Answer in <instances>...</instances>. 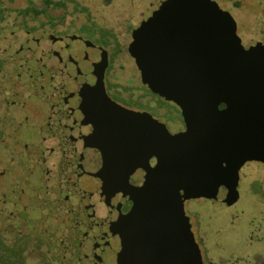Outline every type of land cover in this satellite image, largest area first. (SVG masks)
I'll list each match as a JSON object with an SVG mask.
<instances>
[{"label":"water","instance_id":"1","mask_svg":"<svg viewBox=\"0 0 264 264\" xmlns=\"http://www.w3.org/2000/svg\"><path fill=\"white\" fill-rule=\"evenodd\" d=\"M165 23L137 62L181 110L177 134L107 97L90 42L0 39V225L62 264H204L185 202L231 206L240 169L264 166V44L244 49L212 0H170Z\"/></svg>","mask_w":264,"mask_h":264},{"label":"rangeland","instance_id":"2","mask_svg":"<svg viewBox=\"0 0 264 264\" xmlns=\"http://www.w3.org/2000/svg\"><path fill=\"white\" fill-rule=\"evenodd\" d=\"M49 1L51 4L43 0H0L1 7L6 10L0 23V39L7 30L16 27L28 32L52 27L56 32H63L67 28L90 37L99 29L96 25L118 31L120 25L137 23L142 16H151L149 14L163 21L170 0ZM212 1L233 18L236 33L245 47L257 42L264 44V0ZM61 2H64L62 6L55 7ZM118 63L124 66V71L116 72L117 75L121 80L128 79L133 63L126 58ZM263 180L264 166L249 162L239 171V199L234 206L226 208L205 199L185 202L184 211L193 226L194 239L203 253L206 250L210 261L253 264L249 258L257 247L264 250L261 245L249 242L252 235L264 233V230L259 231L255 222V217L264 220V206L257 202ZM12 250L19 252L22 264H62L43 241L34 236L12 234L0 225V264H18L11 255Z\"/></svg>","mask_w":264,"mask_h":264},{"label":"flooded vegetation","instance_id":"3","mask_svg":"<svg viewBox=\"0 0 264 264\" xmlns=\"http://www.w3.org/2000/svg\"><path fill=\"white\" fill-rule=\"evenodd\" d=\"M149 15L151 16H142L137 23L120 25L118 31L113 29L106 30L95 24L99 29L90 37L86 36L88 34H85L84 32L79 34L74 31L71 32L67 28L63 32H56L53 27L49 28L48 30H38L32 32H28L26 30L24 31L30 34L44 32L45 35L48 33L47 35H52L57 39L64 38L66 36H78L83 41H88L95 47L102 49L106 53L107 60V65L103 75L104 91L107 97L113 103L128 111L149 115L154 120L164 124L170 134H177L185 130L181 110L171 100L161 96L156 90L150 87L148 82L141 75V70L137 62V59L143 55L142 53L144 52L147 34L151 31L162 29L166 24L164 19L163 21H160L157 20L153 14ZM78 29L80 30L81 27ZM21 30L23 29L21 28ZM241 45L246 50L251 46L245 47L242 42ZM122 58L130 60L134 67L133 70L130 71L131 76L126 80H121V78L116 73L124 71V66L121 63H118ZM2 67L3 60L0 58V71ZM221 108H223V106H221ZM2 126L3 124L0 120V138L2 134ZM258 195L257 202L264 206V204L259 200ZM235 204L231 206H234ZM221 205L226 208L231 207L224 204ZM130 206V203L124 205L122 207V213H126L130 209ZM255 222L259 231H263L264 220L255 217ZM189 223L193 233V226L190 220ZM198 239L201 243H203L200 235H198ZM195 242L200 249L202 261H205L207 264H217L216 262L209 260L206 250H204V253L202 252V249L200 248L196 239ZM249 242H253L256 245H261L264 248V233L261 232L252 235L249 239ZM249 259V261H251L253 264H264V250L260 247H257L256 252H254Z\"/></svg>","mask_w":264,"mask_h":264},{"label":"trees","instance_id":"4","mask_svg":"<svg viewBox=\"0 0 264 264\" xmlns=\"http://www.w3.org/2000/svg\"><path fill=\"white\" fill-rule=\"evenodd\" d=\"M48 2L51 4V2L49 0H43V2ZM64 2H61L60 4H55V7H60L62 6ZM45 4V3H44ZM6 12V10L4 8L1 7V4H0V23L3 21V18H4V13ZM11 255L16 258V261L18 264H22L20 259H19V252H16L14 250L11 251ZM18 259V260H17Z\"/></svg>","mask_w":264,"mask_h":264}]
</instances>
